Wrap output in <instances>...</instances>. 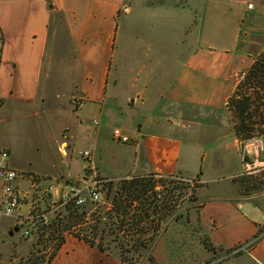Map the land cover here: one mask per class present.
<instances>
[{"label": "crops", "instance_id": "1", "mask_svg": "<svg viewBox=\"0 0 264 264\" xmlns=\"http://www.w3.org/2000/svg\"><path fill=\"white\" fill-rule=\"evenodd\" d=\"M136 1L0 0V147L10 151L8 164L35 173L24 170L27 163L31 167L26 156L30 151L58 152L62 160L73 162L79 139L93 150V166H87L108 179L153 173L197 178L206 184L202 205L197 214L166 223L152 251L155 263L264 264V190L257 177L262 167L244 162L242 175L248 180L241 186L213 173L190 172L184 147L194 150L198 144L174 133L180 124L187 131V123H198L195 114L204 121L206 113L228 112L235 76L264 54V0H187L186 6L180 0L134 5ZM122 17H128L124 28ZM149 20H156L151 28ZM61 26L78 67L76 94L70 96L78 98L76 105L74 98L60 94L53 103V92L43 83L46 59L59 49L55 40ZM82 111L93 112L100 122L95 118L92 128L83 126ZM205 122L210 128L214 123ZM112 129H120L131 142L114 141ZM107 130L116 149L102 138ZM261 142L253 145L262 148ZM225 144V152L233 145L239 152L246 146L237 138L232 145ZM99 151L104 158H96ZM21 157L27 160L19 161ZM219 160L223 162V155ZM85 167L54 178L79 184ZM25 183L18 179L15 186L32 195ZM64 188L61 184L54 188L59 202ZM29 197L13 216L0 218L2 234L13 237L18 232L19 218L34 205ZM13 243L6 258L9 246L0 238L1 264H18ZM240 245L248 246L233 256ZM99 256L106 264H119L106 251ZM141 264L152 263L146 258Z\"/></svg>", "mask_w": 264, "mask_h": 264}, {"label": "rangeland", "instance_id": "2", "mask_svg": "<svg viewBox=\"0 0 264 264\" xmlns=\"http://www.w3.org/2000/svg\"><path fill=\"white\" fill-rule=\"evenodd\" d=\"M147 1L148 0H137L133 4L139 5ZM180 3L186 6L187 0H180ZM200 11H202V9H200ZM127 18L128 17L121 18V27H125ZM132 18L133 20L137 19L133 16ZM152 21L155 22L156 20H151L148 28H151ZM62 26L60 28L61 32L57 35L56 40L53 38V40L58 43L59 49L56 51L53 50L48 55L43 73L44 86L48 85V89L50 87V91L53 92V103L58 100L56 94H60L64 99H71L72 97L70 96L76 94L75 78H77L78 75V67L73 59L75 55H73L74 49H71L72 43ZM255 59L256 57H254L253 62ZM250 67H247L242 72L238 73L234 78V82L237 84L236 90L238 89V86L242 87L241 92L244 95L247 94L248 96L254 97V89L251 88V84L248 85V83H244L245 75ZM63 98H61L60 102L64 100ZM73 98L74 105H76L79 100L76 97ZM262 105L264 107V101ZM80 116L83 126L92 128V122L95 118L100 122L98 117L91 111H82L80 112ZM195 116L198 123H187V126L190 127L187 131L181 127V124L179 125V128L174 131V133L178 134L180 137L184 139L191 138L193 142L198 144L197 148L194 150L188 146L184 147V164L187 170L201 174L205 172L208 174L213 173L222 181H234L235 184L237 183L236 185L241 186L242 182L248 180L247 175H242L244 170L243 163L246 162L250 165L254 164L253 167H256L257 169L262 167V171L257 177L260 180L261 189L264 190V164L259 165L260 163H264L263 141L260 140L263 144L262 148H257L256 145H253L259 140L254 139L247 142L248 144L245 143V148L240 152L234 145L230 146L229 150L225 152L223 150V148L226 147L225 142L232 145L236 138L233 130L236 121L233 118L232 112L228 110V112H223V114L220 112H217L216 114L206 113L203 115L204 121L200 118L201 114H195ZM205 119L213 120L214 123H211V128L209 123L205 122ZM255 121L256 120L250 122V124H254ZM259 122L261 121L257 120L258 124H260ZM258 124L253 127L259 129L264 126H259ZM114 126L118 125H113V128ZM101 127L105 126L101 125ZM89 130L91 131V129ZM113 131L114 130L112 129L111 132ZM188 133H190V135ZM50 134L54 140L57 138V130L53 129V132H50ZM50 134L48 132V136ZM108 134L109 131L107 130L105 136L103 135L102 138L105 139L106 143L111 147L114 145L113 149H116L114 142H112L113 140L109 138ZM18 140L26 139L23 138ZM90 145V143H81L79 139H77L73 162L70 163L65 162V159L62 160L58 152L54 155L46 152L39 153L36 151H30V153H27V159H31V161H29L31 167L28 169L27 163V169L24 170H31L38 173L35 174L29 171H19L24 176L23 180L26 182V191H31L32 193V195H29V200H32L34 203L33 206L36 207L35 211L39 214L51 213L49 215V223L42 224L41 221H38L35 225L29 226V238L25 239L22 236L23 229L20 227L17 228L18 232L15 233L13 237L8 233L2 234L0 231V238H3V241L9 246L10 250L9 252L6 251V258L10 257L9 254L12 253V242H14L17 247V255H19V259L17 260L18 264H106V262L100 260L101 258L99 256V254L104 251L108 252V254L119 264H141L146 258L154 264L156 260L152 255V251L156 245V239L149 250L143 249L137 245L147 242L154 229H158V236L169 220L171 221L178 217L188 216L190 213H198L199 208L202 205L201 192L206 188V184L200 183L197 178L191 179L183 175L164 177L153 173L146 176L113 180L115 183L114 189L118 192L121 191V186H128L130 182L138 184L150 183V188L152 190H150L146 196L133 202L130 199L125 202L129 208H127L124 213H121L119 209L114 206L112 203V197L109 198L106 189L104 190L106 186L100 184L101 200L98 203L88 202L83 209L68 214L65 207H59L60 202L57 200L58 198L56 196L53 197V194L56 195L54 188L57 189V186L60 184L65 187L77 185L76 180L71 178L63 179L54 177L61 174V172L65 174L68 170L70 173L71 171H74V169L80 170L82 164H85L86 167L83 174H81L84 178H80L79 185H84L82 183L84 180H87L88 183L94 181L95 175L99 178H105L100 176L94 169L87 166V164L93 166L94 157L91 162H86L79 154L86 150H92ZM253 151H257L258 155H253ZM114 153L115 151L111 150L109 155L112 156ZM193 153L194 155L191 156ZM202 155L205 156L203 157ZM221 155H223L224 158L223 162H220L219 160ZM100 157L104 158L99 151L96 158L100 159ZM96 158L95 162L98 161ZM27 159L21 157L19 161L25 162ZM61 161H63L62 164ZM68 164L69 168L66 169ZM250 169H252V166ZM30 184L33 186L28 189ZM198 195L199 198L197 197ZM115 198L119 204V195L115 196ZM144 202H146V204H144ZM150 202H152L154 206L158 205L154 211L148 208ZM165 202H167L170 207L168 211L174 210L173 213L170 212V216L168 215L166 219L161 213L162 211L159 207L160 205L162 206V204L164 205ZM17 212L18 210L15 213ZM78 235L89 237L95 242L96 246L92 247L78 239L76 237ZM164 241L167 242V239ZM166 244L167 243H165V246ZM239 247L243 246L240 245ZM239 247L235 248L233 252ZM239 254L240 252L233 253V256ZM1 262L0 259V264Z\"/></svg>", "mask_w": 264, "mask_h": 264}, {"label": "trees", "instance_id": "3", "mask_svg": "<svg viewBox=\"0 0 264 264\" xmlns=\"http://www.w3.org/2000/svg\"><path fill=\"white\" fill-rule=\"evenodd\" d=\"M245 76L246 77L244 83L245 84L248 83V85L251 84L250 85L251 88L254 89L253 91L254 97L248 96L247 94L244 95L241 92L242 87L239 86L237 87L238 89L235 91V93L230 97L228 106H229V110L233 114V118L236 121L233 130L235 133V137L242 143H247L254 139L262 140L264 143V126L260 127L259 129L253 127L258 124L257 120L261 121L259 122L260 124H258L259 126L264 125V107L262 105L264 101V54L256 57V59L254 60L251 67L248 69ZM254 120H256L254 124L253 123L250 124V122H253ZM105 179L109 181L104 185L106 186L104 190L106 189L109 198L112 197V203L114 204L115 207H117V209H119L121 213L126 212V209L129 208L128 205H126L125 203L127 200L130 199L132 202L135 200H139L142 197L146 196L150 190H152L150 188L149 182L145 184L130 182L128 186L126 185L121 186V191L118 192L115 191L114 189L115 183L113 182V179H108V178ZM118 195H119V201H118L119 204L117 203L115 198V196ZM144 204H146V202H144ZM157 206L158 205L154 206V204L150 202L148 208L154 211ZM83 207L69 206L66 209L68 211V214H71L75 211L83 209ZM159 207L165 219L166 217H168V215L170 216V212L172 213L174 212V210L168 211L170 207L168 206L167 202H165L164 205L162 204V206L160 205ZM157 234H158V229H154L150 239L147 242L140 243L137 246L149 250L151 245L155 242ZM76 237L92 247L96 246L95 242L92 241V239H90L87 236L78 235ZM154 264L156 263L154 262Z\"/></svg>", "mask_w": 264, "mask_h": 264}, {"label": "built area", "instance_id": "4", "mask_svg": "<svg viewBox=\"0 0 264 264\" xmlns=\"http://www.w3.org/2000/svg\"><path fill=\"white\" fill-rule=\"evenodd\" d=\"M249 9L253 8L252 4L248 5ZM95 125H98V122L95 121ZM112 138L114 141L119 143H130L131 139L124 135L121 130L116 129L112 133ZM81 157L86 162H91L93 158V151L86 150L82 152ZM10 158V151L6 148L0 147V186H1V200H0V218L1 217H11L15 214L17 210H19L22 202L29 195L20 192L19 189L15 186V182L18 179L24 178L22 173L11 168L8 164ZM90 167V166H89ZM91 168V167H90ZM107 179L99 178L95 175L94 181L89 182L84 180L82 183L84 185H71L67 186L64 191H62V195L60 198L59 207H83L88 202L98 203L101 200V191L100 184L105 185L107 183ZM85 192V193H84ZM30 212L20 217L18 220L19 227L23 229L22 236L26 239L30 236V225H35L38 221L42 222V224L49 223V216L46 214L38 213L35 211V207L32 205L30 208ZM247 246L239 247L235 250V253H239L241 251L246 250Z\"/></svg>", "mask_w": 264, "mask_h": 264}, {"label": "water", "instance_id": "5", "mask_svg": "<svg viewBox=\"0 0 264 264\" xmlns=\"http://www.w3.org/2000/svg\"><path fill=\"white\" fill-rule=\"evenodd\" d=\"M18 230V229H17Z\"/></svg>", "mask_w": 264, "mask_h": 264}]
</instances>
